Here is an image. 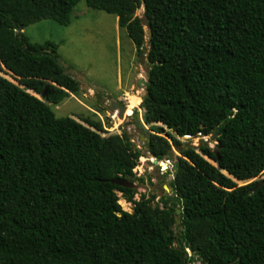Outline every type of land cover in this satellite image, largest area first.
<instances>
[{"label":"trees","instance_id":"obj_1","mask_svg":"<svg viewBox=\"0 0 264 264\" xmlns=\"http://www.w3.org/2000/svg\"><path fill=\"white\" fill-rule=\"evenodd\" d=\"M79 1L0 0V69L23 85L0 75V264H190L195 255L264 264V184L237 185L223 173L243 180L264 171V0H85L114 14L146 53L140 106L150 131L138 121L146 152L157 160L178 152L174 200L160 198L161 207L111 182L143 181L133 171L141 151L125 132L101 136L46 103L79 82L57 44L33 43L22 29L46 18L68 25ZM212 133L213 146L177 138Z\"/></svg>","mask_w":264,"mask_h":264},{"label":"rangeland","instance_id":"obj_2","mask_svg":"<svg viewBox=\"0 0 264 264\" xmlns=\"http://www.w3.org/2000/svg\"><path fill=\"white\" fill-rule=\"evenodd\" d=\"M142 12L141 6L135 14L141 17ZM115 22L114 14L92 9L86 5L85 0H80L72 10L70 24L61 25L53 19L46 18L28 24L22 31L33 43L43 44L46 41H51L57 44L60 63L79 82V90L75 93H69V96L60 103L52 104L46 101L55 115L57 117H72L101 136L120 135L125 132L133 146L139 149L142 154L133 171L143 181H132V186L136 190L133 199L138 200L141 194L146 197L154 196L151 205L161 207L160 198L174 200L170 181L174 175L175 155H178V152L173 148L171 156L159 160L157 163H154L153 157L146 152L145 137L140 138L141 135L145 136V132L138 125V121L141 122L146 131H150L151 126L144 123L142 119L143 108L140 106V102L145 94L144 86H137L135 82L139 77L146 79L147 61L145 58L140 63V55L137 54L135 44L128 37L126 30L116 26ZM144 29H148L145 24ZM145 47H148L147 42ZM136 64L139 66L138 73L136 72ZM1 68L0 75L2 77L23 87L11 72L2 65ZM131 83V87L128 88ZM123 90L127 91L126 95L129 98L137 94L136 106H132L130 100L127 103L129 105L127 112L130 113V116L125 119L119 118L116 111L107 107L100 99L108 95L120 96ZM27 91L32 94L29 89ZM37 97L42 98L38 94ZM88 120L101 122L102 130L95 129L87 122ZM153 124L162 126L163 132L161 134L164 136H167V132H172L160 122ZM177 138L182 143L195 147L200 145L201 140H210L209 136ZM210 141L209 145L213 146L214 142ZM204 157L214 164V161L207 156ZM160 161L165 163L164 168ZM227 176L237 185H242L255 179L264 178V171L254 178L243 180L231 175ZM117 194L120 207L131 212L133 203L127 201L120 192ZM178 214L175 211L174 217L178 218ZM177 224L178 222L173 225V231L176 233L178 232ZM187 252L190 254L189 250ZM190 264H202V262L195 255Z\"/></svg>","mask_w":264,"mask_h":264},{"label":"flooded vegetation","instance_id":"obj_3","mask_svg":"<svg viewBox=\"0 0 264 264\" xmlns=\"http://www.w3.org/2000/svg\"><path fill=\"white\" fill-rule=\"evenodd\" d=\"M135 84H137V80ZM126 94H127V91L123 90L120 93V96L116 95L114 97L112 95H108L107 97H102L100 99L102 100L103 103H105L107 107L115 110L119 118L125 119L126 117L130 116V113L127 112L128 107H129V105L127 104L128 101L130 100V103L132 106H136V101H137V96H136L137 94L132 95L130 98Z\"/></svg>","mask_w":264,"mask_h":264},{"label":"water","instance_id":"obj_4","mask_svg":"<svg viewBox=\"0 0 264 264\" xmlns=\"http://www.w3.org/2000/svg\"><path fill=\"white\" fill-rule=\"evenodd\" d=\"M145 32H146V35H147L148 37L151 35V32H150L149 29H146ZM148 49H149V46H148ZM145 58H146V54H143V53L140 54V63H142V62L144 61ZM146 64H147V63H146ZM66 73H67V74H70V72L67 71V70H66ZM145 83H146V79H144L143 77H139V78L137 79V84H138V86H141V87H142V86H145ZM217 137H218V133H212V134L209 135V139L212 140V141H215V142H216V138H217ZM140 138L142 139V138H144V136L141 135ZM213 150H214V153L217 155L218 147H217V146H214V147H213ZM153 161H154V163H157L159 160H157L156 158H153ZM214 165L217 166V163H214ZM225 172H226V173H225ZM223 173H225L226 175H229V173H228L227 171H224ZM231 176H232V175H231ZM255 180H257L256 186H255L256 188H257V187H260L261 185L264 184V178H261V179H255ZM252 181H253V180H252ZM111 182H112V183H115V184H118V185H121V186H131V185H132L131 182H129V181L125 180V179H122V178H120V177H116V178L112 179ZM175 211H176L177 213H179V212H180V209L177 208ZM176 222H179V219H178V218H176Z\"/></svg>","mask_w":264,"mask_h":264},{"label":"crops","instance_id":"obj_5","mask_svg":"<svg viewBox=\"0 0 264 264\" xmlns=\"http://www.w3.org/2000/svg\"><path fill=\"white\" fill-rule=\"evenodd\" d=\"M115 19H116V22H115L116 24H115V25L117 26L118 24H117V17H116V16H115ZM137 68H138V70H137ZM136 70H137V73H138V71H139V66H138L137 64H136ZM131 85H132V83L128 85V88H130Z\"/></svg>","mask_w":264,"mask_h":264},{"label":"bare ground","instance_id":"obj_6","mask_svg":"<svg viewBox=\"0 0 264 264\" xmlns=\"http://www.w3.org/2000/svg\"><path fill=\"white\" fill-rule=\"evenodd\" d=\"M160 164L163 166V168L165 167V163L163 161H160ZM122 202V201H121ZM124 203V202H123Z\"/></svg>","mask_w":264,"mask_h":264},{"label":"built area","instance_id":"obj_7","mask_svg":"<svg viewBox=\"0 0 264 264\" xmlns=\"http://www.w3.org/2000/svg\"><path fill=\"white\" fill-rule=\"evenodd\" d=\"M185 137H188V136H185ZM202 264H205V263L202 262Z\"/></svg>","mask_w":264,"mask_h":264}]
</instances>
